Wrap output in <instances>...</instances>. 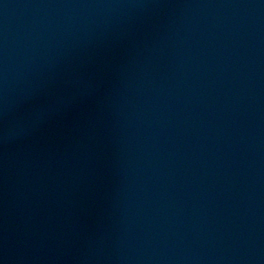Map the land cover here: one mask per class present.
<instances>
[{
	"label": "water",
	"instance_id": "1",
	"mask_svg": "<svg viewBox=\"0 0 264 264\" xmlns=\"http://www.w3.org/2000/svg\"><path fill=\"white\" fill-rule=\"evenodd\" d=\"M0 264H264V0H0Z\"/></svg>",
	"mask_w": 264,
	"mask_h": 264
}]
</instances>
